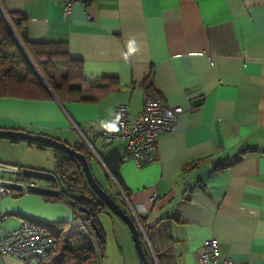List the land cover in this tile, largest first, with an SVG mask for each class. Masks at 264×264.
<instances>
[{
  "label": "crops",
  "instance_id": "obj_1",
  "mask_svg": "<svg viewBox=\"0 0 264 264\" xmlns=\"http://www.w3.org/2000/svg\"><path fill=\"white\" fill-rule=\"evenodd\" d=\"M0 7L24 18L27 40L65 43L91 97H0V129L86 145L96 181L143 219L154 264H199L210 238L219 259L264 264V0H80L66 17L61 0H0ZM144 94L183 111L174 131L158 135L155 160L136 166L122 139L103 144L100 135L117 104L126 103L131 118ZM54 151L0 138V175H12L0 178L15 180L14 168L24 167L52 173ZM0 214L2 237L25 219L69 223L73 211L27 191L1 196ZM0 264L26 263L0 255Z\"/></svg>",
  "mask_w": 264,
  "mask_h": 264
},
{
  "label": "trees",
  "instance_id": "obj_2",
  "mask_svg": "<svg viewBox=\"0 0 264 264\" xmlns=\"http://www.w3.org/2000/svg\"><path fill=\"white\" fill-rule=\"evenodd\" d=\"M24 23L22 16L6 12L0 7V97L14 96L41 100L53 95L59 101L73 98L90 100L91 97L81 92L80 85L83 81L81 61L68 55L65 43L27 40L24 34ZM55 70L62 72L58 79L52 74ZM142 84L145 89L149 87L145 82ZM71 147L85 156L91 170L93 155L89 148L83 143ZM54 150V171L52 173L56 177V182L52 183V186L59 189L57 199L64 203L72 202L70 207L73 216L79 215L83 219L95 244L87 235L70 227L68 223L40 222L38 224L52 235L53 245L38 259L37 264H90L94 258V245L100 251L101 262L104 237L97 217L107 208L88 187L78 162ZM191 166L188 163L182 168L185 170ZM109 195L136 224L147 264H154L138 226L139 223L143 227V219L136 220L123 207L118 196Z\"/></svg>",
  "mask_w": 264,
  "mask_h": 264
},
{
  "label": "built area",
  "instance_id": "obj_3",
  "mask_svg": "<svg viewBox=\"0 0 264 264\" xmlns=\"http://www.w3.org/2000/svg\"><path fill=\"white\" fill-rule=\"evenodd\" d=\"M78 1L80 0H61L63 17L69 14L73 4ZM182 111L180 106H167L158 96L144 94L141 110L131 118L128 116V105L126 103L117 104L106 130L100 137L103 144L122 139L125 142V156L131 159L136 166L145 165L156 158L155 148L158 135L174 131L177 116ZM76 129L84 135L83 128L76 127ZM14 169V171H19ZM2 181L4 180L0 178V197L27 192L28 185H37L34 179L22 180L20 181L22 189L16 192L15 189L3 185ZM153 198L154 196L150 197L151 200ZM3 218L5 215L0 214V220ZM69 225L83 232L95 244L87 225L79 215L72 216ZM52 245V235L44 227L25 219L16 228L0 237V255L13 256L26 264H32L50 250ZM94 258L100 262V251L95 245ZM198 262L199 264H250L248 262L236 263L229 255L219 259L216 240L213 238L203 243L198 252Z\"/></svg>",
  "mask_w": 264,
  "mask_h": 264
},
{
  "label": "water",
  "instance_id": "obj_4",
  "mask_svg": "<svg viewBox=\"0 0 264 264\" xmlns=\"http://www.w3.org/2000/svg\"><path fill=\"white\" fill-rule=\"evenodd\" d=\"M0 138L10 139L15 141H25L29 144H36L40 146L51 147L65 154L66 156L74 158L83 173L85 181L90 188V190L94 193V195L100 200V202L117 218H119L127 227L131 240L133 242V246L140 264H147V259L143 250V243L139 236L138 228L136 224L131 219V217L122 209V207L95 181L88 162L85 156L76 151L70 145L61 142L57 139L41 135L27 132L25 130H17V129H0ZM14 175H16L15 180H4L2 181L3 185H6L12 189H22V184L19 181L25 179H35V180H43L50 183L56 182V177L53 173L24 167L19 171H15ZM27 191L35 194H40L47 197H57L59 195L58 188L44 187V186H27ZM67 204L71 205V201H67Z\"/></svg>",
  "mask_w": 264,
  "mask_h": 264
},
{
  "label": "rangeland",
  "instance_id": "obj_5",
  "mask_svg": "<svg viewBox=\"0 0 264 264\" xmlns=\"http://www.w3.org/2000/svg\"><path fill=\"white\" fill-rule=\"evenodd\" d=\"M0 176L12 178L8 172H3ZM37 182L45 181L37 180ZM108 212L109 215L104 213L99 215L104 237L102 264H140L127 227L123 223H118L121 221L116 220L120 219ZM119 226H124L123 231ZM93 263L99 264V260L94 258Z\"/></svg>",
  "mask_w": 264,
  "mask_h": 264
}]
</instances>
